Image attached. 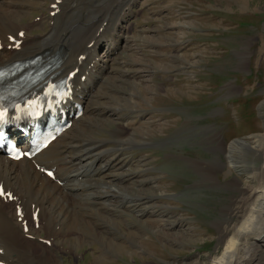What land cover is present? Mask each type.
<instances>
[{
	"label": "rangeland",
	"instance_id": "374dc122",
	"mask_svg": "<svg viewBox=\"0 0 264 264\" xmlns=\"http://www.w3.org/2000/svg\"><path fill=\"white\" fill-rule=\"evenodd\" d=\"M51 1H24L29 10L14 15L12 20L24 24L40 21L28 34L45 36L54 24L49 17L60 15V10L50 12ZM61 3H65V20L76 25L73 37L78 44H84L83 39L96 28L109 33L118 13L128 12L123 22L127 28L122 33L128 41L112 54L107 75L97 90L107 95L104 107L118 104L125 108L121 124L127 131L124 135L131 132L132 139L125 141L122 164L129 160L139 164L141 177L154 180L162 195L149 201L146 197L149 191L140 186L132 192L148 202L168 204L170 209L161 212L167 214L162 219L175 221L176 229L189 230L181 242L160 241L151 227L162 222L152 224L149 216L139 219L127 212L123 223L118 224V229L125 233L120 236L128 240L125 247L103 256V240L86 239L82 233L74 250L63 246L60 254L64 264H94L99 258L100 264H204L221 251L217 250L218 220L227 221L230 212L226 209L238 203L240 188L251 182L246 171L239 172L237 166L226 165L228 152H221L218 143L225 144L223 149L227 150L237 139L247 141L264 133V0H63ZM58 25L57 21L55 26ZM100 49H105L103 44ZM131 95L137 100V110L132 112H138L133 121L127 116L132 112L126 108V104L130 106L126 101ZM115 127L112 122L104 123L95 136L108 140V147H112ZM214 133L223 141L214 139ZM215 146L217 150L212 149ZM188 156L211 161L212 167L216 161L225 164L217 165V170L213 168V175L207 179L205 172L191 166L192 159ZM250 158L260 167V158L254 155ZM131 166L130 162L125 163L117 172L124 186L132 185L135 179L127 171ZM144 188L152 189L147 185ZM91 227L100 232L98 236H113L103 232V225ZM45 235L43 232L40 236ZM32 236L39 234L33 229ZM137 244H144L142 250ZM258 257L264 263L263 249L258 251Z\"/></svg>",
	"mask_w": 264,
	"mask_h": 264
},
{
	"label": "bare ground",
	"instance_id": "6f19581e",
	"mask_svg": "<svg viewBox=\"0 0 264 264\" xmlns=\"http://www.w3.org/2000/svg\"><path fill=\"white\" fill-rule=\"evenodd\" d=\"M24 1L27 0H0V65L47 50L59 51L62 58L56 69L60 73L57 78L68 75L78 67L77 72L70 76L72 92L62 98V108L67 107L72 113L73 105L81 103L84 112L78 118L70 117L72 126L34 160L23 158L14 161L0 155V182L5 192L12 194L11 199L0 197V259L7 264H64L63 256L60 254L63 246L67 245L71 251L74 250L82 238V233L86 239H102L104 251L101 255H112L114 249H120L128 244V240L120 236V234L125 236V233L118 229V224L123 223L127 212H131L139 219L149 216L147 219L152 224L162 222L151 227L155 230V237L160 241L181 242V237L188 236L189 230L181 227L176 229L173 226L175 221L167 222L162 219L167 214L161 212L166 208L170 209L167 207L168 204L148 202L132 192L135 187L140 186L142 190L149 191L146 193L149 201L156 200L162 195L157 189L159 187L154 186L152 182L154 180L141 177L139 164L129 159L125 162L133 165L127 169L135 178L132 185H122L117 177L119 175L117 172L125 165L122 164L125 159L122 158L123 150L127 147L125 141L128 138L132 139V133L126 136V128L124 129L121 124L125 120V116L122 115L124 107L121 108L118 104L116 107L111 105L104 107L103 100L107 95L105 91H98L97 88L107 75L112 54L128 41V37L122 34L127 28L123 22L128 12L117 15L119 18L109 33L97 31L96 28L83 39L84 44H78L73 37L76 25L64 18L67 12L65 14V8L63 9L65 5L61 3L63 0L51 1L50 12L57 9V13L60 10V15L49 17L54 24H51L52 27L45 36L28 34L34 25L40 24V21L24 24L12 20L14 15L19 16L29 10V5L27 6ZM57 21L59 25L55 26ZM20 31H23V37L19 35ZM18 40H22L19 45ZM101 44L104 45V50L100 49ZM135 97L131 95L126 101L131 106L126 104L129 112L137 110ZM137 113L132 112L127 116L133 121ZM109 122L116 124L114 131L112 130V139L115 143L112 147H108V140L95 136V132L99 131L104 123ZM31 130L28 124H22L13 128L12 132L19 136L22 143H26L25 134ZM212 136L223 141L217 133ZM218 146L222 147L220 150L224 154L228 152L226 165L237 166L239 172L243 169L252 180L250 178L251 182L246 184L245 188H240L238 203L226 209L230 212L227 221L218 220L217 227L220 233L217 250L221 251L204 264H261L258 251L264 250V133L256 134L247 141L237 139L231 142L227 150L223 149L226 148L225 144L218 143ZM212 149H216V146ZM251 154L260 158V167L254 164V160L250 158ZM216 159L218 158L214 160ZM216 162L212 167L211 161L192 159L190 164L195 169L205 172V178L210 179V175H213L212 170H217V165L225 164ZM49 166L54 168L55 178L43 171ZM138 177L141 178L137 179ZM145 185L152 189L146 190ZM142 203L148 204L141 207ZM35 222L40 224L39 227L35 226ZM95 224L103 225V232L113 236L110 238L98 236L100 232L91 227ZM33 229L39 236L30 237ZM43 232L46 235L40 236ZM71 234L76 236L72 237ZM57 238L59 240H56ZM43 239L50 240V245ZM144 244H137L138 249ZM100 262L99 258L94 264Z\"/></svg>",
	"mask_w": 264,
	"mask_h": 264
},
{
	"label": "snow or ice",
	"instance_id": "6c2138e0",
	"mask_svg": "<svg viewBox=\"0 0 264 264\" xmlns=\"http://www.w3.org/2000/svg\"><path fill=\"white\" fill-rule=\"evenodd\" d=\"M56 5L54 4L53 5V7H55ZM21 35H23L22 33H21ZM31 103V102H30ZM6 111H0V120H3L4 119V117L6 116ZM48 175L49 176H52L53 175V173H51V172H48ZM0 197H7L8 199H11L12 198V194L11 193H6L5 191H4V189H3V187L2 186H0Z\"/></svg>",
	"mask_w": 264,
	"mask_h": 264
},
{
	"label": "flooded vegetation",
	"instance_id": "af4514ba",
	"mask_svg": "<svg viewBox=\"0 0 264 264\" xmlns=\"http://www.w3.org/2000/svg\"><path fill=\"white\" fill-rule=\"evenodd\" d=\"M191 157H192V156H191ZM192 159H197V160H199L198 158H194V157H192ZM201 159L205 160L204 158H201ZM201 159H200V160H201ZM207 160H208V159H207Z\"/></svg>",
	"mask_w": 264,
	"mask_h": 264
}]
</instances>
